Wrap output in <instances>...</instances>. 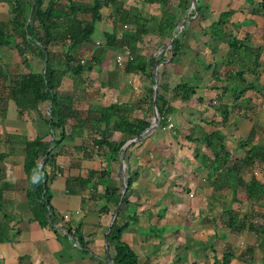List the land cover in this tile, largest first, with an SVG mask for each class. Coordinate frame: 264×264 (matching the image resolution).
<instances>
[{"label":"crops","instance_id":"0c3cea01","mask_svg":"<svg viewBox=\"0 0 264 264\" xmlns=\"http://www.w3.org/2000/svg\"><path fill=\"white\" fill-rule=\"evenodd\" d=\"M28 1L0 0V264H105L109 251L105 234L114 210L100 211L105 182L99 170L104 157L94 139L105 134L117 140L121 134L111 122L102 121L101 109L126 102L132 103L133 115H140L146 107L140 99L146 96L149 81L117 71V60L112 59L117 51L112 49L99 64L92 63L77 76L67 71L55 90L69 100L63 106L64 123L50 136L45 121L49 103L20 108L11 95L21 76L45 65L13 22L15 5L25 8ZM122 1L140 7L147 18L170 17L178 24L186 20L180 27L181 59L168 63L170 56L156 68L170 88L180 82L197 88L187 101L173 99L170 121L134 149L137 174L128 198L129 207H136V219L129 222L132 228L122 231L121 239L135 250L140 264H205L209 260L213 264L227 250L234 253L229 264H264V237L248 228L250 223L264 227V196L250 198L245 187L252 179L264 186V160L256 159L250 167L242 163L249 149L264 147V0H199L204 19L190 15L191 0L183 11L180 0H170L168 8L157 2ZM228 10L232 14L224 30L249 45L234 55L226 37L211 38L205 33ZM101 13L92 41L82 44L80 60L91 59L97 42L113 30V8L105 6ZM52 51L59 53L58 46ZM198 61L210 65L202 78L196 72ZM172 93L170 89L168 98ZM217 131L223 134L230 154L226 165L239 177L237 182L230 178L232 185L218 188L212 184L215 177L221 179L219 183L227 177L221 169L210 175L201 163L203 153L207 163L214 159L201 139ZM40 136L57 141L52 149L56 175L48 182L50 204L58 216L54 225L40 222L26 196L30 183L24 169L25 147ZM77 177L87 182L81 186L71 180ZM110 178V186L122 187L120 161L111 162ZM121 207L125 213L126 204ZM230 211L236 213L237 223L245 224L241 231L227 226ZM63 227L78 231L87 241L88 252ZM247 247L252 251L246 253Z\"/></svg>","mask_w":264,"mask_h":264},{"label":"trees","instance_id":"16d2710c","mask_svg":"<svg viewBox=\"0 0 264 264\" xmlns=\"http://www.w3.org/2000/svg\"><path fill=\"white\" fill-rule=\"evenodd\" d=\"M189 0H180L178 6L183 11L188 7ZM147 3H160L161 6L170 5V0H143ZM22 5V4H20ZM19 3L13 8V22L21 30L24 43L29 47L33 45L36 54L45 60V65L39 71L31 72L21 76L14 84L11 95L17 106L20 108H36L41 102H48L49 109L46 111L45 121L50 127V136L53 135V129L62 126L64 123L63 106L68 103V97L58 96L56 88L60 83L61 77L70 70L72 75L77 76L85 68H91V64H99L107 52L112 49L123 53L124 48H128L129 54L123 55L121 65L117 71L121 70L127 74H138L147 77L149 87L146 96L140 99L146 104L145 111L138 116L133 115V105L124 102H113L101 109L102 121L106 124L112 123V129L118 131L121 136L117 140L108 138L105 134H98L94 139V146L101 150L104 157V164L99 170V178L105 182V189L102 195V204L100 211H113L118 204L121 196L120 186H110L111 162L119 164L120 154L124 151V179L127 185L122 205L114 221L112 222L105 238L108 239V250L113 264H140L138 254L127 242L121 239L122 231L128 230L130 221L136 219V207H129V190L132 187L137 171L133 168L136 165V154L134 149L140 147L144 141L153 135L156 130H161L167 124L168 115L173 112L172 100L179 98L187 101L190 96L196 94V86L187 82H180L170 88V85L161 81L160 72L158 73V94L156 99V109L159 117V125L142 137L140 140L132 142L124 150L127 141L137 137L149 125L153 113V94H154V72L156 64L165 60L166 54L171 53L172 58L168 63L174 62L176 56L182 51V29L178 28L176 37L171 46H169L173 31L178 22L170 17H145L141 13L140 7L136 5L126 6L122 0H29L24 2L25 8ZM105 6L113 8V30L104 33V39L96 44L92 52L91 59L80 62V55L83 43L92 41V34L96 23L101 20V9ZM168 8V7H167ZM202 5L199 0L196 1V12L201 19H204ZM195 11L191 10L190 15ZM232 11H224L219 14L216 20H213L205 33L211 38L220 39L226 37L230 53L236 54L240 49L249 47L247 43L237 39L230 33H226L224 25L229 20ZM180 23V21H179ZM125 26V27H124ZM117 27H119V31ZM179 35H178V34ZM153 37H157L154 44L151 45ZM167 40V43L164 42ZM58 46V52L52 51V47ZM146 48H155L153 52H148ZM161 51L159 56L156 53ZM168 59V58H167ZM196 66V72L202 78L204 72L210 68L209 64L202 61ZM116 71V72H117ZM203 72V74H202ZM217 79V77H214ZM172 90L171 98H168L169 90ZM223 118L228 115L227 109L221 110ZM44 137H36L27 141L25 147L24 169L28 176L30 187L26 191V196L33 207H36V213L40 215L41 223L52 224L57 221V214L50 204L48 194V182L56 175L55 153L52 151L55 139L45 140ZM202 142L213 152L214 159L209 163L206 154H202L201 163L210 170V175L221 169L225 182L219 183L218 179L212 181L216 188L222 184L232 185L231 182L238 181V174L235 169L226 165L229 153L223 145V134L217 131L205 135ZM197 156V153L195 154ZM1 158V156H0ZM256 159L264 160V147L255 146L249 149L242 160L245 167L253 165ZM95 171H91L93 174ZM34 173H42V179L39 183H33ZM119 175V172H117ZM230 178L234 180H230ZM75 183L84 185L82 178L71 179ZM221 180V179H220ZM99 183V181H97ZM219 184V185H218ZM246 191L250 198L256 199L264 196V186L254 179L245 183ZM233 198H235L233 196ZM227 226L231 230L241 231L245 228L243 222L237 223L236 213L230 211ZM125 215V216H124ZM126 217V218H124ZM250 230L256 232L258 237H264V227L256 226L250 223ZM63 230L69 234L78 246L88 252L87 241L76 231H71L69 227H63ZM153 229H149L152 231ZM252 251L251 247L246 248V253ZM234 253L230 250L225 251L221 259H214L213 264H229ZM105 264L107 260L105 259ZM149 264V263H147ZM154 264V263H151ZM195 264V263H192Z\"/></svg>","mask_w":264,"mask_h":264},{"label":"water","instance_id":"95a60500","mask_svg":"<svg viewBox=\"0 0 264 264\" xmlns=\"http://www.w3.org/2000/svg\"><path fill=\"white\" fill-rule=\"evenodd\" d=\"M190 7L192 9H194V11H195L194 16H196L197 15V12H196V0H191ZM185 22H186V20H183L179 24H177L176 28L173 31V35H172V37L170 39L169 46H171L173 44V42H174V38L176 37L177 29L182 27L185 24ZM171 57H172V55H171ZM153 88H154L153 113H152V119H151L150 125L141 134H139L137 137L127 141L125 143V145H124V150L132 142L140 140L142 137L146 136L148 133H150L152 130H154L159 125V117H158V113H157V109H156V99H157V94H158V73H157V68L154 69V84H153ZM124 168H125L124 151H122V153L120 154V178L122 180L121 196H120V199L118 201L117 206L115 207V209L113 211V214H112V217L110 219V224L108 225L107 231L109 230L112 222L114 221L115 217L117 216L118 212L121 209V206H122V203H123V199H124V194H125L126 189H127V185H126V182H125V179H124ZM106 246H108V239L107 238H106ZM106 258H107V263L108 264H113L109 251H107Z\"/></svg>","mask_w":264,"mask_h":264},{"label":"rangeland","instance_id":"374dc122","mask_svg":"<svg viewBox=\"0 0 264 264\" xmlns=\"http://www.w3.org/2000/svg\"><path fill=\"white\" fill-rule=\"evenodd\" d=\"M118 32L120 33V31H118ZM177 34H178V33H177ZM178 35H179V34H178ZM154 41H155V40H154V37H153L152 42H151V45L154 44ZM164 42L167 43V40H164ZM146 49H147L148 51H152V52L155 50V48H152V49L146 48ZM117 52H118V51H117ZM117 52H115V54L112 56L113 61L116 60ZM158 53L160 54V51L156 53V56L159 55ZM170 56H171V53H167V54H166V58H165V60H162V61H163V62H166V61L168 60L167 58H169ZM178 59H179V55L176 56V58H175V62L178 61ZM180 59H181V58H180ZM180 59H179V60H180ZM184 59H185V57H184ZM162 61H161V62H162ZM182 61H183V58H182ZM156 65H157V64H156ZM156 65H155L154 68H153V72H154V69L156 68ZM116 66L119 67V64H118L117 62H116ZM158 67H159V66H158ZM133 90H134V89H133ZM133 99H134V100H135V99L137 100L138 98H137V96H135V98L133 97ZM131 104H132V103H131ZM119 183L121 184L120 179H119ZM208 262L210 263V260L207 261V262L205 261V264H208Z\"/></svg>","mask_w":264,"mask_h":264},{"label":"built area","instance_id":"2783aa9c","mask_svg":"<svg viewBox=\"0 0 264 264\" xmlns=\"http://www.w3.org/2000/svg\"><path fill=\"white\" fill-rule=\"evenodd\" d=\"M97 43H98V42H97ZM127 54H129V50H128V48H124L123 53L117 55L116 60H117V62H118L119 65L121 64V61H122V57H123V55H127ZM80 62L83 63L84 61H83V60H80ZM169 121H170V120H169V117H168V118H167V123H168Z\"/></svg>","mask_w":264,"mask_h":264},{"label":"clouds","instance_id":"9594fccd","mask_svg":"<svg viewBox=\"0 0 264 264\" xmlns=\"http://www.w3.org/2000/svg\"><path fill=\"white\" fill-rule=\"evenodd\" d=\"M42 179V173H34L32 176L33 183H39Z\"/></svg>","mask_w":264,"mask_h":264}]
</instances>
